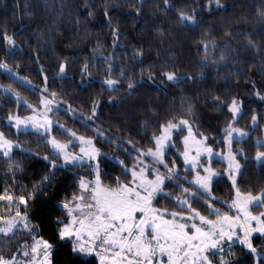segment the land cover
<instances>
[{"label":"snow or ice","instance_id":"6c2138e0","mask_svg":"<svg viewBox=\"0 0 264 264\" xmlns=\"http://www.w3.org/2000/svg\"><path fill=\"white\" fill-rule=\"evenodd\" d=\"M213 4L217 9L226 8L222 0H205L203 5L198 4L191 11L174 8V0H156L146 21L158 36L164 37L166 33L172 36L173 31L169 30L172 25L194 28L198 23L197 10H210ZM144 5L145 0H132L129 5L134 9V13H128L134 15V25L144 16ZM22 15H32L27 6ZM94 15V10L89 7L87 16ZM103 17L111 31L113 50L124 47L120 44L122 32L119 20L113 22L107 3L104 4ZM253 18L255 34L250 30L234 32L229 26L217 38L211 34L212 29L203 28L195 41L197 51L201 53V70L194 73H181L180 66L173 59L174 54L166 59L159 51L156 60L161 62L142 66L138 75L123 65L117 72L114 61L119 58L114 55V51L108 55L101 53L100 59L106 65L105 74L100 80L101 94L92 97L86 109L73 108L67 100L57 99L58 93L55 90L51 91L50 97L46 95L49 91V77L45 75L46 70L42 65L39 71L44 83L40 88L38 105L24 99L11 83L0 84V96L15 97L17 106L23 102L31 110L27 116L10 111L6 118L7 126L16 129L17 133L22 126L25 129L30 126L42 137L37 146L49 148L42 157L49 162L48 172L33 184L31 190L25 192L22 187L20 194H17L15 170L20 169V164L13 161L11 153L16 148L29 154L31 150L23 148L0 131V153L7 159V172L12 174L13 179L12 185L0 191V249L7 248V253L0 251V264H56L54 253L65 244H70L68 251L71 257L94 258L92 264H241L234 251L238 244L240 254L246 255L251 264H264V184L259 187L248 185L246 189L241 187L245 168L252 161H255L257 167L264 168V138L255 140L252 145L255 152L251 156L246 148L233 147L251 138L254 131H264L259 123L260 112L253 109L249 121L239 126L245 112L243 99H238L236 95L230 98H222L219 93L213 95L211 103L217 110L223 111L225 105L227 108L224 126L219 129L223 143V149L219 152L214 150V144L208 143L209 134L194 127L191 119L195 115L194 104L186 101L184 96H181L184 115H171L157 120L158 128L148 138L147 146H138L139 142L130 130L120 134L119 127L116 131L105 129L97 119L100 107L105 103L103 93L123 92V97L107 96L108 104H119L132 97L138 87L156 86L159 91L185 82L195 84L206 78L203 69L227 67L229 61L234 65H243L247 63L248 57L253 60L247 65L249 71L256 60L260 61L264 71V0L257 3ZM164 25L169 27L165 28ZM29 26L21 24L19 29L24 30ZM16 34L15 29L11 33L8 31L6 22L0 25V41L3 42L0 46L4 49L5 57L14 56L19 48ZM160 43L163 45L164 40ZM101 48V43L97 41L92 51L97 53ZM127 58L125 53V61ZM132 58L143 62L142 43L140 47L132 48ZM91 59L95 61L97 56L94 54ZM36 63L39 64L38 56ZM69 66L68 57L59 59L54 78L64 79ZM91 67L95 65H90L87 60L80 65L81 85L91 81ZM0 69L10 74L14 82L22 80L32 91L36 90L32 81L26 76L19 77L5 58H0ZM240 74L235 70L228 73L229 76L237 77V83ZM220 77L221 73L217 71L216 78ZM224 79L227 80L228 76H224ZM247 82L255 88L254 80ZM224 91H227V86ZM254 95L264 101V92L256 90ZM61 103L67 104L66 114L80 123L85 129L84 133L53 119L52 114L59 110L57 106ZM146 110L156 113L151 105ZM54 125L63 139L53 135ZM146 125V120L140 122L141 129ZM185 130L186 134L177 141L176 135ZM212 139L216 143L220 142L215 135ZM97 140L109 144L112 154L102 152L97 147ZM178 143H182V150L177 147ZM170 149H176L171 158ZM116 152L123 153L125 158L121 159L115 155ZM36 155L39 156V153ZM213 157L226 165L222 173L212 167ZM101 158L113 161L120 167V175L112 177L111 182H105L104 177L111 174L101 169ZM128 158L133 161L130 166ZM57 168H82L87 170V174L78 177L71 197L65 196L60 200L58 208L61 215L49 221L54 227L46 238L41 235L44 231L41 220L34 218L33 205L41 194L48 197L49 193L45 189L53 184L52 178ZM189 173L192 174L191 179L188 178ZM225 175L230 182L232 194L220 201L213 195L212 186L217 177ZM169 185L172 190L166 191ZM55 194L53 188L52 195ZM161 198L174 206L171 209L156 207ZM4 203L7 207H4ZM197 203L206 207V212L196 207ZM217 203L221 206L217 207ZM257 208L261 210L253 211ZM18 233L28 239L17 241L15 250H12L9 245ZM254 234H259V245L254 243Z\"/></svg>","mask_w":264,"mask_h":264},{"label":"trees","instance_id":"16d2710c","mask_svg":"<svg viewBox=\"0 0 264 264\" xmlns=\"http://www.w3.org/2000/svg\"><path fill=\"white\" fill-rule=\"evenodd\" d=\"M258 2L259 0H222V3L226 5L225 9H217L215 4L210 10L198 9V23L194 28H179L172 25L169 29L173 31L172 36L166 33L164 37H160L151 26H148L146 21V16L153 11L156 0H145L144 16L135 25L134 15H128L129 12L134 13V9L129 7L132 0H0V25L6 22L10 33L14 29L16 30L15 38L19 46L12 57H5L4 49L0 46V58H5L19 77H28L36 86V90L32 91L22 80L14 82V78H11L10 74H5L2 69H0V84L11 83L12 87L20 92L24 99L33 105H38L41 95L40 88L43 87L44 83L39 71L42 65L46 70L45 75L49 77L47 82L49 91L46 95L50 97L51 91L55 90L58 93L57 99L67 100L73 108L86 109L91 98L101 94L100 80L105 74L104 68L106 67L104 61L100 59L101 53L108 55L109 52L114 51V55L119 58L114 61L117 72L123 65L129 71L134 70L138 75L142 66L146 67L149 63L159 64L161 62L156 60V53L159 51L161 56L166 59L170 54H174L173 59L180 66L181 73L189 71L194 73L201 70L199 63L201 53L197 51L195 41L200 37L203 28L212 29L211 34L217 38L229 26L234 32L236 30H250L255 34L253 13ZM105 3L109 6L113 22L119 20L122 32L120 44L124 47H116L115 50L111 47V31L103 17ZM204 3L205 0H174L173 7H181L191 11L196 5H203ZM25 6L32 13L31 16L22 15ZM89 7L95 12L93 17L87 16ZM14 9L16 10L15 17L13 16ZM21 24L30 26L20 30ZM164 27L168 28L169 26L164 25ZM162 39L164 40L163 45L160 43ZM97 41L101 43L102 48L99 52L93 53L92 50L96 47ZM218 42L222 43V41ZM2 43L0 41V45ZM141 43L144 48L142 63L140 60L132 58V48L140 47ZM125 53H127V61L124 59ZM94 54L97 56L95 61L91 59ZM37 56L39 57V64L36 63ZM64 57H68L70 65L67 69V75L64 79H56L54 77L58 70V60ZM85 60L90 65L94 64L95 67L90 68L92 72L91 81L87 85H81L79 69ZM252 62V58L248 57L247 63L243 65L239 63L234 65L229 61L227 67L205 68L203 71L206 78L195 84L185 82L164 87L159 91L156 86L138 87L132 97L122 100L119 104H108L106 102L107 96L118 95L123 97V92L103 93L105 103L100 107L98 122L103 124L105 129L112 131H116L119 127L120 134H123L124 130H130L139 142L138 146H147L148 138L152 135L153 130L158 128L157 120H163L171 115H184L181 108V96H184L186 101L194 104L195 115L191 118L194 121V127L198 128L200 132L209 134L208 143L214 144L215 148H223L222 135L219 133V129L224 126L227 108L225 105L223 111L217 110L211 103L213 95L219 93L222 98H230L232 95H236L238 99H243L245 112L239 121V126H244L249 121L251 111L255 109L261 113L259 123L263 128L264 101H260L254 93L256 90L264 92V71L261 69L259 60L255 61V65L249 71L247 65ZM17 64H19L18 68ZM133 65H135L134 69ZM232 70L241 72L238 78L239 83H237L236 76L228 75ZM217 71L221 73L219 79L216 78ZM224 76H228V79L225 80ZM250 80L255 81V88L250 82L246 83ZM225 86H227V91H224ZM149 105L156 109L155 114L146 110ZM66 108L67 104H59V110L52 114L53 118L84 133L85 129L81 127L80 123L73 121L71 116L66 114ZM10 111L13 114L27 116L31 114V110L27 109L23 102L17 106L15 97L0 96V131L5 132L6 136L17 141L23 148L31 150V154H29L28 152L22 153L19 148H16L11 153L13 161L20 164V169L15 170V191L20 194L22 187L25 192L31 190L33 184L48 172L49 162L44 161L42 157L46 151H49V148L37 146V142L42 137L35 131L17 133L14 128L10 129L6 121ZM145 120L147 125L141 129L140 122ZM183 134L184 132L178 133L176 140L179 141ZM53 135L64 138L56 126H53ZM213 135L220 140L219 143L212 139ZM257 138H264L263 131H254L251 138H246L245 142L234 144L233 147H244L248 150L249 156L254 155L255 148L252 145ZM96 144L102 152L112 154V147L106 142L97 140ZM179 145L180 143L177 144L178 147H180ZM173 152L175 149H170L169 158ZM36 153H39V156ZM115 155L121 159L125 158L121 152H116ZM132 155L134 157L135 153ZM132 162V158H128L129 166ZM212 166L217 170H223L226 167L224 163L218 160H214ZM7 168L8 161L0 153V191L13 183L12 174L7 172ZM101 169L111 174L104 177L105 182H111L112 177L120 175L119 165L106 158H101ZM86 174L87 170L82 168L56 169L55 176L52 178L53 184L48 185L45 189L49 193L48 197L41 194L33 205L35 209L34 218L41 220L44 229L41 235L46 238L50 236V230L54 225H51L49 221L52 217L61 215L58 203L65 196L71 197L78 177ZM190 176L191 173H189L188 178ZM262 184H264V168L257 167L255 161H252L245 168L244 176L241 178V187L246 189L248 185L259 187ZM53 188H55V195H52ZM171 190V185H169L166 191ZM212 191L213 195L220 201L230 197L232 194L231 185L227 181V177L217 178L213 183ZM155 206L171 209L174 205L161 198ZM195 206L206 212V207H202L200 203ZM216 206L221 205L217 203ZM4 207H7L6 203H4ZM254 236V243L259 245L261 243L259 235ZM25 239L28 237L18 233L13 237L9 247L15 250L16 242ZM69 248L70 244H65L56 250L54 253L56 264H92L94 258L71 257ZM0 251L7 253V248L0 249ZM234 251L237 252L241 264H251L246 255L240 254L238 244L234 247Z\"/></svg>","mask_w":264,"mask_h":264},{"label":"rangeland","instance_id":"374dc122","mask_svg":"<svg viewBox=\"0 0 264 264\" xmlns=\"http://www.w3.org/2000/svg\"><path fill=\"white\" fill-rule=\"evenodd\" d=\"M58 107V106H57ZM53 117V116H52ZM54 119V118H53ZM55 120V119H54ZM55 126V125H54ZM263 128H264V125H263ZM15 131H17L16 129H14ZM20 131H34L30 126L28 127V128H24L23 126L21 127V130ZM186 134V130H185V132H184V134L183 135H185ZM263 137H264V131H263ZM180 139V138H179ZM180 147H178L180 150H182V143H180V145H179ZM77 147H78V145H77ZM223 148H215L214 147V150L215 151H217V152H219V151H221ZM70 150H74V149H70ZM175 151H176V149H175ZM214 160H218L216 157H213V161ZM219 161V160H218ZM207 162V157L205 156V163ZM61 163H62V161H61ZM213 167V166H212ZM216 169V168H215ZM219 172H223V170H218ZM192 175V174H191ZM226 176V175H225ZM217 178H219V177H217ZM216 178V179H217ZM189 179H191V176L189 177ZM59 204V203H58ZM217 207H220V206H217ZM261 209H253V211H260ZM254 235H259V234H254Z\"/></svg>","mask_w":264,"mask_h":264}]
</instances>
